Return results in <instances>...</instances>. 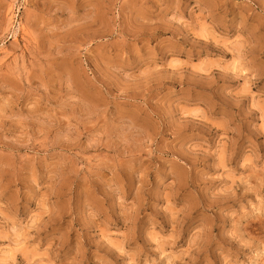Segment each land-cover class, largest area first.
<instances>
[{
    "label": "rangeland",
    "instance_id": "obj_1",
    "mask_svg": "<svg viewBox=\"0 0 264 264\" xmlns=\"http://www.w3.org/2000/svg\"><path fill=\"white\" fill-rule=\"evenodd\" d=\"M0 264H264V0H0Z\"/></svg>",
    "mask_w": 264,
    "mask_h": 264
}]
</instances>
